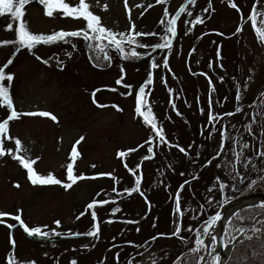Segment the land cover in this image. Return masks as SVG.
<instances>
[{"label":"rangeland","instance_id":"1","mask_svg":"<svg viewBox=\"0 0 264 264\" xmlns=\"http://www.w3.org/2000/svg\"><path fill=\"white\" fill-rule=\"evenodd\" d=\"M72 1L65 0L70 6ZM87 1L104 28H116L123 33L122 43L129 52L141 51V47L151 49L165 38L168 21L173 18L176 34L168 33L171 46L157 50L153 57L137 56L125 62L115 58L110 66L105 60L101 63L106 65L104 69L91 64L85 45H80L71 56L66 52L57 55V49L63 47L57 43L38 44L16 54L20 46L12 57L0 47V68L11 59L4 72L13 76L11 81L5 79L2 83L8 87L15 111L20 114L8 121L0 145L5 150L0 155V213L8 214L0 217L4 221L0 223V264H124V254L120 256V252L134 246V242L139 246L135 259L142 251L140 264H166L172 250L169 235L159 236L154 244L151 235L160 223L166 231L169 209L172 217L168 233L176 229L179 220L167 191L159 195L157 189L163 185L155 186L166 183L170 190L172 185L171 180L155 179L162 177L158 170L154 178L158 165L171 166L167 153H174L172 158L179 161V149H185L182 153L187 169L191 151L185 144L193 147L195 141L199 153L204 149L214 156L204 169L203 179L213 174L208 188L202 190L205 201L222 197L228 203L241 181L248 175L255 178L254 171L264 168V42L255 31V27L264 28V0H195L188 4L187 0H172L170 8L158 0H127V4L125 0ZM232 3L237 7L233 8ZM184 6L185 11L180 12ZM254 9L255 21L251 19ZM197 18L203 23H195ZM23 20L31 33L45 36L57 29L87 23L83 18L61 13L49 17L43 11L30 12ZM162 20L165 24H161ZM130 36L134 44L128 43ZM71 46L68 43L66 48ZM220 59L229 61L232 74L225 72V67L222 73L217 72ZM153 62L156 67H152ZM230 76L233 84L228 80ZM150 79L152 82L147 84ZM142 86L147 101L143 110L151 107L166 143L154 137L156 132L136 111ZM215 102L220 115L213 111ZM230 107L233 109L227 112ZM11 111L12 107L0 104V122ZM39 112H48L57 119L25 115ZM212 116L216 119H210ZM74 145L78 156L73 161ZM153 151L155 156L141 163L139 193L132 199L135 202L138 198L136 209L119 211L113 223H109L106 216L115 204L121 201L124 209L128 205L111 195L120 197L136 186L142 156ZM120 152L126 155L121 157ZM16 156L35 161L33 169L37 174H51L62 183L33 185ZM69 164L73 175L85 178L65 188L64 184L72 183L67 174ZM204 166L202 163L201 168ZM196 199H186L189 214L197 220L193 228L201 226V214L205 212L203 200L198 198L195 204ZM98 200L108 203L88 208ZM93 212L99 216L98 221ZM130 214L133 220L127 218ZM17 215L30 229L39 227L49 236L29 235L13 218ZM140 215H144L142 219ZM186 220L184 224L189 226L192 222ZM140 222L147 234L136 232L133 223ZM96 223L100 227L98 237L86 235ZM8 225L15 226L12 229ZM131 227L132 233L128 232ZM62 233L84 235L60 238ZM209 233L205 234L207 244ZM213 239L211 251L216 249V234ZM114 251L117 252L112 261L110 254ZM133 253H128V261Z\"/></svg>","mask_w":264,"mask_h":264},{"label":"trees","instance_id":"2","mask_svg":"<svg viewBox=\"0 0 264 264\" xmlns=\"http://www.w3.org/2000/svg\"><path fill=\"white\" fill-rule=\"evenodd\" d=\"M246 12H247V10H246ZM15 41H17V39L11 40V42H13V43H11L10 45L15 46L16 44H18V43H15ZM101 43H104V42H101ZM52 44H55V43H52ZM7 45H9V44H7ZM76 45L78 48H80V45H82V44L79 42V43H76ZM62 46L63 47H61L60 49H57L58 52H55L59 56L64 55L65 54L64 52H66V49H69V48H66V47H68V42H66V41L62 42ZM92 46H91L92 56L96 62H99L101 64V63H103V61L107 60V58L103 55V52H102L103 46L100 48L101 54L99 56L93 54L94 49ZM0 47H1V45H0ZM137 48H136V50H137ZM140 49H141V51H137V53H138L137 56L144 55L147 52V50H150V49H146L143 47H141ZM108 53L111 54V51ZM123 53L127 57H132V58L137 57V56H134V57L129 56L131 52H129L125 48L123 50ZM113 56H114L113 62L115 61V58L120 62H125L128 59L132 60L130 58L122 59V58H120V56H118V54H115ZM147 56H149V55H147ZM220 63H221V67L220 66L218 67L220 69V70H217L218 73L223 72V69H222L223 67H225V70H224L225 72H228L229 74L233 73V70L231 69L228 60H226V59L221 60L220 59ZM228 80H230L231 83L233 84L234 81H233V78L231 76L228 77ZM236 86L237 85L235 83V88H236ZM239 88H240V86H239ZM239 88L236 91L237 93L239 92ZM234 91H235V89L233 90V92ZM163 103H164V101L161 102V104H163ZM217 105L218 104L215 102V106H213V111L216 112V114L219 113V115H220L221 111H219V110L216 111ZM231 109H233V107L228 108L227 112L230 111ZM206 122L207 121L205 120V123ZM207 143H208L207 139H205L204 145H203L205 148L207 147ZM195 144H196L195 141L191 145V146L194 145L193 147H190V145L185 144V146L187 147V150L191 151L188 169H187L188 164L187 163L185 164L184 154L182 152L180 154H178V158H180L179 161H176L175 159L172 158V155L174 153L169 152V153H167V157L172 162L171 166L166 167L163 165H158L157 169L154 171V178H155V172L157 170L160 172V174L162 176V177L158 176L155 179H157V180H171L172 181V185L170 187V190L165 186L166 183L162 184L160 182L159 184L155 185V186L163 185L161 189L160 188L157 189V190H160V191H158L159 195H160L161 191H163L164 193H166V191H167V196L169 197V200L172 198V204L176 208V196H177V193L179 192L180 209L183 213L182 216L179 215V220H178L176 229L172 230V231L170 230V232L168 233L167 232V231H169L168 225H169V223L171 225V217H172L171 216L172 210L170 212V209H169L170 221L168 219L166 231H165V228L162 229L161 226H163V224L160 223L158 225L160 228L156 229L155 233L153 235H151V240H152L153 244L156 243V241L158 239H160V238H158L159 236H163V235H165V233H166V236L169 235L168 242H169V245H170L172 250L170 251L171 257L169 258V260L166 264H198V262L202 259L203 255L205 254V251L207 248V244H206L204 238H205V234L208 231V228L210 227V225L212 223V218L215 216V214L217 213L219 208L225 204V201L221 200L222 197H219L215 201L203 200L204 197L202 195V190L208 188V186L210 185L208 183L213 178V174H212L211 178L206 177V179H203V177L205 175L204 169L208 168V166L211 164V162H212L211 160H213L214 156L211 155V153L209 151L204 150V149L202 150V152L199 153L197 150V146ZM223 146H224V144H223ZM223 146L220 148L219 152L223 149ZM153 153L151 155L150 154H144L142 156V159H141L140 165H139L140 168L142 167V164L145 160V157H150V156L154 157L155 156L154 151H153ZM202 163H205V166L201 168ZM142 171H143V168H141L139 171V176H138L139 179L142 178V174H141ZM254 172L257 174L255 178H252L250 175H248V178L246 180L241 181L239 183V186L234 190V193L232 194L233 198L246 195V194L251 193L253 191H264V168L260 167L257 170H255ZM174 173H175V175H174ZM140 174H141V176H140ZM261 175H262V177L260 178ZM202 179L205 180L206 183L203 182ZM184 185H185V187H184ZM181 186H183V187H181ZM182 188H184V189L182 190ZM129 192L130 191H127L126 193H124L120 197H116L114 194L111 195V197H113V198H121V200L124 201L125 203H128V205H127V208L124 209L125 205L122 204L121 201H120V203L115 204V209L112 210V212H109L106 216V220L109 223H111V224L113 223V221L116 219V215L119 213V211L120 212L125 211V213H126V212H130L133 209H136V204H137L138 198L136 199L135 202L132 199L139 193V191L131 192V194H129ZM190 196L195 197V199L197 198L195 201V204L198 201V198H201L203 200V207L205 209L204 214H201L203 217V220L201 222V226H198L196 228H193L192 226L197 222V220L192 215L189 214L188 209L190 207L186 204V199L189 198ZM100 202H103V200L102 201H100V200L95 201L94 204L98 206L99 204H102ZM130 204L133 206H131ZM96 207L94 208V210L96 209ZM116 209H119V211H116ZM111 214L114 216H111ZM188 214H189V216H188ZM258 215H260V216L258 217ZM140 216L142 219L144 215H140ZM256 217H258V218H257V220L254 221V219ZM127 218H129V220L134 219V217L131 216V214L129 216H127ZM95 220L98 221L99 216L96 215ZM185 220L187 222H192V223H190L189 226H186L184 224ZM141 222H142V220H141ZM141 222L139 224L133 223L135 226V230L137 229L136 232L138 231V233H140V234H144V233L147 234L148 232H146L143 229ZM250 223H252V224L248 228L247 232L243 235V237L241 239H239L234 244L232 251H231L227 261L225 262V264H264V202L248 205V206H245V207L238 209L230 217V219L228 220V222L226 224L225 239H226V241H228L231 238L237 237V235H239L241 233V231H243ZM133 224H130V225H133ZM127 227H129V226H127ZM64 231H68V230H64ZM70 232H72V231H70ZM128 232H130V233L134 232V228L133 227L129 228ZM162 232H164V233H162ZM174 233H177V234L174 235ZM139 237L143 238L142 235ZM197 241H203V244H198ZM134 243H135L134 246L133 245L130 246V248H127L126 251H125V248H123V250L120 252V256L122 254H124V264H132V260H135V264L141 263L140 254L142 251L140 249L139 256L135 259L134 255H135V252H137L138 243L137 242H134ZM164 249H163V252H167ZM132 251L134 253L130 256L129 261H128V256H129L128 253H131ZM115 252H117V251L111 252V254H110V258L112 259V261H114L113 259L115 258V255H114ZM217 257H218V255H217ZM217 257H215V255L210 257L205 264H214L215 259Z\"/></svg>","mask_w":264,"mask_h":264},{"label":"snow or ice","instance_id":"3","mask_svg":"<svg viewBox=\"0 0 264 264\" xmlns=\"http://www.w3.org/2000/svg\"><path fill=\"white\" fill-rule=\"evenodd\" d=\"M31 2V0H0V15H4V14H10V16L18 21V29H17V41H15V43H18L21 47H25L28 49H31L33 47H35L38 44H48V43H52V42H56L59 40H64V38L66 36H78L81 35V32H64V31H60L58 33H54L53 35H48L45 36L43 34H33L29 31L28 26L26 24V22L23 20V17L25 15V7L26 5H28ZM158 2L162 3L165 2V0H158ZM195 0H189V3H194ZM40 3L42 5L46 6V11H45V15L52 17L54 15V12H60L63 16L66 17H71V18H75V19H79V18H83L86 22H87V28L91 30V32L93 33H97L98 36L97 38H107L110 37L111 38V42L113 44L116 45V47L119 49L121 48L122 45V40H118L116 38V35L111 33L109 30H107L106 28H104L101 25V20L100 17L93 14L89 9H90V5L88 3L85 2V0H79V3L77 6H70L68 3L65 2V0H40ZM125 3L127 4V0H125ZM233 8H236L237 5L235 3H232L231 5ZM106 7V6H105ZM185 7H181L180 12H184L185 11ZM207 11V10H205ZM190 14V13H189ZM255 9L253 10V15L251 17V19L253 21H255ZM161 23L163 24L164 21L162 20ZM195 23H203V20L200 18H197V20L195 21ZM176 18H173L172 20L168 21V25L166 28V31L168 33H170L172 36H175L176 34ZM12 26L9 25V28H11ZM240 29H238L239 31ZM255 31L258 35V38L264 42V28H260V27H255ZM85 38H88V34L85 32L83 33ZM7 43H13V42H9V41H3L0 42V44H7ZM128 43H135V40L133 37H129L128 38ZM171 43L170 41H165L164 43L158 44L156 45V47L159 48H165V47H170ZM131 56H137L138 53L133 50L130 53ZM12 63V60L10 59L7 64H5L2 68H0V104L6 105L8 107H12V100L10 98V94H9V89L7 86H5L2 82L7 79L8 81H11L13 79L12 75H6L4 72V69L8 67L9 64ZM152 67H156L155 63L153 62ZM121 81H117V83H120ZM152 81L151 79L149 81H147V84H150ZM131 87V86H128ZM114 90V89H113ZM130 94V93H129ZM93 95L95 96V93H93ZM146 97V91H145V86H142L139 89L138 92V96H137V109L136 111L139 113V115L141 117H143L144 121L146 124L150 125L151 128L156 132L157 136H159L161 138L162 141H164V137H163V129L157 127L156 124V118L152 113V109L150 106L147 107V111H144L143 109L145 108L147 101L145 99ZM239 98V97H237ZM100 107H105V105H99ZM239 111V109H238ZM19 115L15 109L13 108V110L11 111L10 115L8 116L7 119H5L3 122H0V145L3 144V137L5 136V134L7 133L8 130V121L9 120H13V119H17L19 118ZM25 115H39L42 117H51V119L53 121H55L57 118L48 113V112H39V113H27ZM228 115H232V113H228ZM210 119L215 120L216 117L212 116L210 117ZM83 139V138H81ZM166 143V141H164ZM16 145H20L21 142L20 140H15ZM79 143V141H77V144ZM179 147V146H177ZM245 147H247V145H245ZM181 152H184L185 149L180 148L179 149ZM151 151V149H150ZM5 154V150L3 149L2 146H0V155H4ZM119 155L121 157L125 156L126 153L124 152H120ZM78 156V152L76 150L75 145L73 146L72 152H71V158L74 161L75 158ZM15 159H18L23 167L27 170L28 172V176L29 179L31 181V183L33 185H51V184H61L62 182L58 179H56L54 176H52L51 174H49L48 176H42L36 173V171H34L33 169V164L35 163V161H29L28 159H25L23 156H16L14 157ZM149 157H145V159H147ZM238 158V157H237ZM67 174H68V179L72 181V183H67L64 184L65 188H71L72 185L78 180V179H83L85 177H77L75 175H73V167L72 164H69L67 166ZM133 174L135 175V172H133ZM110 175V174H109ZM136 186L129 192V194H131V192H136L139 191V186H140V179H137L135 182ZM17 187H19V185H17ZM183 187V186H181ZM223 187V185H222ZM141 195H143V193H140ZM100 203H108V201H103ZM95 206V204H89L88 208L92 209ZM116 211H119V209H116ZM176 213L179 215H183L181 209H180V198H179V192L177 193L176 196ZM8 214L6 213H0V217L6 216ZM94 219H95V212L92 213ZM16 221H18L21 226L24 227V230L29 234V235H36V236H41V237H48L49 236V232L46 231H42L41 228L37 227V228H29L24 221L21 219V217L19 215L13 217ZM221 217L219 216V214H217L215 217L212 218V223L214 224L217 220H220ZM4 221L2 219H0V223H3ZM57 224H59V221H56ZM9 228L14 227V225H8ZM100 232V227H99V223H96L94 226V230L88 232L86 235L88 236H96L98 237V234ZM177 233H174V235H176ZM58 235V233H57ZM75 235H79L78 233ZM11 243L14 245L15 241H11ZM198 244H203V241H197ZM195 251V250H194ZM217 264H219V258H216ZM10 264H12V262H10ZM34 264V262H33ZM73 264H75V262L73 261Z\"/></svg>","mask_w":264,"mask_h":264},{"label":"flooded vegetation","instance_id":"4","mask_svg":"<svg viewBox=\"0 0 264 264\" xmlns=\"http://www.w3.org/2000/svg\"><path fill=\"white\" fill-rule=\"evenodd\" d=\"M157 1V0H155ZM79 3V0H74V2L72 1L71 4L73 6H77ZM86 3H89V1L86 0ZM189 3V0L186 1V4ZM161 5L164 6V4L167 6V8H170L172 6V0H165V2H162L160 3ZM45 5H42L40 3V0H31V2L26 5L25 7V15H28L30 12H40V11H43L45 13L46 9L44 8ZM92 6L90 5V10L93 14L97 15L96 13L93 12V9L91 8ZM60 12H54V15H58ZM23 17V19H24ZM166 20L168 21V18H166ZM138 22L134 21V24H137ZM162 24V23H161ZM165 24V22L163 23ZM167 24V22H166ZM9 25H11L12 27L9 28ZM14 28V30H13ZM106 28V27H105ZM167 28V27H166ZM17 29H18V21L14 20L10 14H4V15H0V42H3V41H11V39H17ZM107 30H109L111 33L115 34L116 35V38L118 40H124L123 38V33L120 32L119 29H116V28H112V29H108L106 28ZM60 31H64V32H81L82 34L81 35H78V36H66L64 38V40H59V41H56V42H52V43H57L59 45H62V42L66 41L68 42L69 44H71V48L70 49H66V53H68L69 56H71L73 53H75L77 51V45L76 43H81L82 45H85L86 47V54L88 56V59L90 60L91 64L93 66H95L97 69H104L106 68V65L104 64H100L99 62H96L94 59H93V56H92V51H91V46L93 47L94 51H93V54L99 56L101 54V51H100V48L103 46V55L107 58L108 60V64L107 66H110L112 63H113V55L115 54H118L119 55V51L112 45L110 44L108 47H106V44H107V38L111 39L110 37H107V38H97L98 34L97 33H93L91 32L90 29L87 28V23L85 25H82V26H79V27H76V28H61V29H57L56 31H54L53 33H51L52 35L54 33H58ZM87 33L88 34V38L86 39L84 34L83 33ZM50 34V35H51ZM167 34L168 32L166 31L165 29V38H163L162 40H160L157 44H155L150 50H147V52L144 54V55H141L140 57H144V56H154V54L157 52V50H161V48L159 47H156V45L158 44H161V43H164L165 41H171L168 39L167 37ZM87 41H90V55L88 54L87 52V44L86 42ZM101 42H104V43H101ZM8 44V43H7ZM7 44H0L1 45V49H5L6 52H8V54H10V56L12 57L15 52L17 51V49L20 47V45H17L16 47L12 46V45H7ZM3 45V46H2ZM11 47V48H9ZM25 49H28V48H25V47H21L17 52L16 54L20 53L21 51H24ZM121 49H122V53H123V50H124V45L122 43L121 45ZM32 50V48H31ZM111 51V54L108 53ZM32 52V51H31ZM124 55V53H123ZM15 56V55H14ZM131 56V55H129ZM120 58L124 59H132V57H127L126 55H124V57H121ZM129 60V59H128ZM14 106H13V103H12V110H13ZM26 232V231H25ZM27 233V232H26Z\"/></svg>","mask_w":264,"mask_h":264},{"label":"water","instance_id":"5","mask_svg":"<svg viewBox=\"0 0 264 264\" xmlns=\"http://www.w3.org/2000/svg\"><path fill=\"white\" fill-rule=\"evenodd\" d=\"M44 8L46 9V6H44ZM90 41H87L86 42V44H87V52H88V54L90 55ZM110 44H112L118 51H119V55L121 56V57H124V55H123V53H122V49L121 48H117L116 47V45L115 44H113L112 42H111V39H109V38H107V44H106V47H108ZM7 64V63H6ZM156 137H159V136H157V134H156ZM254 195H256V196H259V197H261L258 201H255V202H247V203H245V202H243L244 201V199H246V198H248V197H251V196H254ZM260 201H264V191H253V192H251V193H248V194H246V195H243V196H239V197H236V198H233V199H231L228 203H226L225 205H223L220 209H219V211L217 212V214H219V216H220V213L222 212V210L224 209V208H227V207H230V206H233V205H236V204H239V206L235 209V211L230 215V217L238 210V209H240V208H242V207H245V206H248V205H252V204H256V203H258V202H260ZM216 214V215H217ZM260 215H258V217H259ZM229 217V218H230ZM258 217H256L255 219H254V221L255 220H257V218ZM228 221V220H227ZM253 223V222H252ZM252 223H250L231 243H229V250H228V252L227 253H225V252H220V251H218L217 249H215L213 252L210 250V246H208V249H207V251H206V253L204 254V256L202 257V259L198 262V264H205L206 262H207V260L212 256V255H214V254H218L219 255V264H225V262L227 261V259H228V257H229V255H230V253H231V251H232V248H233V246H234V244L239 240V239H241V237H242V235L244 234V232L247 230V228L252 224ZM226 224H227V222L226 223H222L221 222V224H220V227H219V229H218V231L216 232V236H217V246L218 247H221V248H223V247H225L228 243H226V239H225V229H226ZM213 223L210 225V227H209V229H208V231H207V234H208V232L209 231H211L212 230V228H213ZM75 234H77V233H65V234H61L60 235V237L61 238H78V237H81V236H83L84 234L83 233H78L79 235H75Z\"/></svg>","mask_w":264,"mask_h":264},{"label":"bare ground","instance_id":"6","mask_svg":"<svg viewBox=\"0 0 264 264\" xmlns=\"http://www.w3.org/2000/svg\"><path fill=\"white\" fill-rule=\"evenodd\" d=\"M260 198H261V197L254 195V196H251V197H248V198L244 199L243 202H245V203H247V202H255V201H258ZM238 206H239V204H236V205H233V206H230V207L224 208V209L222 210V212L220 213V217H221V219H220V220H217V221L214 223L213 228H212V230H211L210 233H209L210 236H209V238H208V244H209L211 247L214 246V245L212 244V242H213V240H214L213 237H214V235L216 234V232L218 231L221 222H222V223H226L227 220L229 219L230 215L235 211V209H236ZM211 232H213V233L211 234ZM216 249H217L218 251H220V252H225V253H227L228 250H229V244H227V245H226L225 247H223V248L218 247V246L216 245Z\"/></svg>","mask_w":264,"mask_h":264}]
</instances>
